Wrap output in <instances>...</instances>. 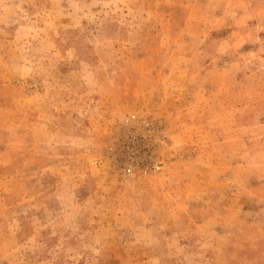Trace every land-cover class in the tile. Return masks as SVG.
<instances>
[{
    "label": "rangeland",
    "instance_id": "rangeland-1",
    "mask_svg": "<svg viewBox=\"0 0 264 264\" xmlns=\"http://www.w3.org/2000/svg\"><path fill=\"white\" fill-rule=\"evenodd\" d=\"M0 264H264V0H0Z\"/></svg>",
    "mask_w": 264,
    "mask_h": 264
},
{
    "label": "built area",
    "instance_id": "built-area-1",
    "mask_svg": "<svg viewBox=\"0 0 264 264\" xmlns=\"http://www.w3.org/2000/svg\"><path fill=\"white\" fill-rule=\"evenodd\" d=\"M131 166H127L124 170H125V173H128L130 174L131 173Z\"/></svg>",
    "mask_w": 264,
    "mask_h": 264
}]
</instances>
